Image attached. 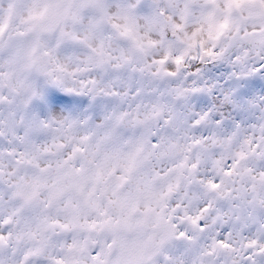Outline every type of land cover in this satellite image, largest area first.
Masks as SVG:
<instances>
[{
  "label": "snow or ice",
  "instance_id": "1",
  "mask_svg": "<svg viewBox=\"0 0 264 264\" xmlns=\"http://www.w3.org/2000/svg\"><path fill=\"white\" fill-rule=\"evenodd\" d=\"M0 264H264V0H0Z\"/></svg>",
  "mask_w": 264,
  "mask_h": 264
}]
</instances>
